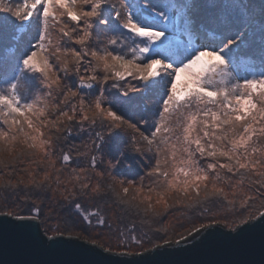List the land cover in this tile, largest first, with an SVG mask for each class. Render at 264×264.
Segmentation results:
<instances>
[{
  "label": "snow or ice",
  "instance_id": "obj_1",
  "mask_svg": "<svg viewBox=\"0 0 264 264\" xmlns=\"http://www.w3.org/2000/svg\"><path fill=\"white\" fill-rule=\"evenodd\" d=\"M199 2L189 0L177 16L158 11L156 0H23L18 7L0 3V32L15 24H27L35 32L19 58L20 75L16 82H9L11 94L0 92V153L15 159L20 143L32 155L43 154L42 159L47 157L48 166L54 167L55 149L49 152L53 140L45 138L44 129L59 132L65 122L82 127L84 122L95 125L99 119L105 132L97 133V148L110 149L109 168L128 152H141L138 138L146 142L145 151L153 153L150 170L139 183L119 182L122 198L129 197L134 188L125 204L137 209L144 205L143 211L154 215L160 214L158 208L167 211L177 204L207 205L199 219L208 223L187 229L176 243L195 238L213 224L235 229L237 224L264 220V211L254 207L259 203L264 208V147L257 146L264 138V47L261 71L240 82L235 74L240 50L248 46L245 35L251 21L243 27L224 25L213 42H193V33L203 28L193 18ZM176 8L173 4L168 11ZM180 18L182 29H178ZM56 24H63L59 31L80 50L58 46L56 54L49 51L50 28ZM69 24L71 29L66 31ZM178 30L188 38V45ZM128 36L135 37L138 45L130 51L117 47L118 40ZM28 73L38 74L40 83L49 89L47 96H36L30 103L23 102L26 98L18 91L21 78ZM126 77L136 79L139 88ZM93 89L95 97L86 100L83 93ZM54 90L58 98L53 104L49 98ZM148 99L155 102L149 135H145L141 126L149 121L137 119L131 109L147 112ZM70 131L68 127L66 134ZM62 161L71 162V157L65 154ZM96 165L93 156L90 166ZM145 177L150 181L146 188ZM49 178L45 171L41 181L33 175L29 183L39 186ZM81 189L89 190L90 184H81ZM99 189L96 184L90 190ZM80 207L75 204L77 210ZM33 208L37 217L41 215ZM103 223L99 221L100 226ZM161 231L168 235L170 230L165 226ZM156 240L170 242L163 236Z\"/></svg>",
  "mask_w": 264,
  "mask_h": 264
},
{
  "label": "rangeland",
  "instance_id": "obj_2",
  "mask_svg": "<svg viewBox=\"0 0 264 264\" xmlns=\"http://www.w3.org/2000/svg\"><path fill=\"white\" fill-rule=\"evenodd\" d=\"M223 5L222 9L225 11L221 12L222 18L226 19L228 16V9L235 14L242 15V26L246 21H251V27H247L249 32L246 30L247 36L245 39L248 41V46L243 47L240 50V56L242 58H246V60L239 61V67L241 66H248L252 64V60L248 57H244V51L246 50H253L261 46H264V1L259 5L257 1L254 0H222ZM228 8V9H226ZM55 10V9H54ZM239 16H235L234 21L240 19ZM182 24H180L178 20V29H182ZM51 31V45L49 46V51L52 54H56V48L59 47H67V46H74L77 50H80V46L76 45L73 41L65 40L50 28ZM178 35H180L181 41L185 44H189V40L186 39V36L182 34V31L178 30ZM194 38H192L193 41ZM133 40V47L139 43L138 41ZM198 41V40H197ZM194 42V41H193ZM138 45V44H137ZM142 46V45H141ZM258 60V57H256ZM86 62V61H85ZM55 71L59 72V68L55 69ZM251 71V70H250ZM261 70H258L254 65V71L249 73H238V70L235 74L237 78H239L240 82L243 81V78H253V73H259ZM20 75V66L15 68L13 73L7 78V80L0 85V92H3L1 89H6L9 91V82H16L17 76ZM71 75V74H70ZM82 75V73H81ZM183 78V77H182ZM72 82V80L70 81ZM18 91L25 96V100L23 102H31L36 96H47L49 89L44 87L42 83L38 80V74L28 73L26 77L21 78ZM11 94V93H10ZM86 100H91L95 97L96 93L95 90H89L83 93ZM58 96L56 95V90L53 91L52 97H50L51 103L57 102ZM62 99V98H61ZM256 97H253V101L255 102ZM73 103H77L73 101ZM259 107V105H258ZM259 119V116L257 117ZM90 124V123H89ZM175 126V125H173ZM65 127V123L61 125L58 135H56V131H50L48 128H45V138H51L53 142L56 139V136H59L60 133L63 132V128ZM85 128V127H83ZM85 134L81 137V140L78 142V148L75 151V158L76 161H71L70 163L73 164L71 172L65 169L63 171L60 169L61 163L58 157L60 150L55 148L54 143L49 146V152L52 153L53 149L54 154L51 155V159L55 161V166L50 167L46 163L47 157H43V154L32 155V151L27 149L26 145L17 143L16 145V152L19 153V156L14 164L9 165L7 169H3L0 167V176H3L4 179L0 180V184L5 183L6 180H11L12 184L20 183V184H30L29 181L35 176L36 180L41 181L44 172L47 171L50 173V178L48 181L51 184V195L49 199L45 201L44 204V211H45V219L41 221L42 228L48 234H57V233H64L70 235H77L80 238L87 239L92 242H96L103 247L115 250V251H124L128 253H136L143 251L145 249L151 248L156 244L163 243L162 241H157L153 244L144 243L143 235H139L136 231H131L129 229L125 230L121 227H118L116 221L119 220L117 211L114 207L110 205H104L98 202L96 198V194L98 191H91V188H94L96 184L100 185L99 191L102 189V180L109 175L112 168H109V161H113V155L111 154L110 150H107V147L103 150H98L97 145H99L100 141L97 139V133L94 134L93 131H89L87 127ZM178 131V129H177ZM76 143V142H75ZM258 147H264V138H262L258 145ZM95 156L97 160V165L95 168L90 166L91 158ZM23 163L25 164L22 167ZM118 164V163H117ZM75 165V166H74ZM20 170L18 171L17 168ZM85 169L84 172H81V169ZM103 172L104 175L100 176L99 173ZM25 175V176H24ZM80 176L81 179L77 180L76 176ZM87 177L88 179H85ZM58 178V179H57ZM234 179H238V177H234ZM21 180L23 182H21ZM43 182V181H42ZM47 182V181H44ZM83 183H89L90 189L89 190H82L81 188L76 187L77 185H81ZM247 185V180L245 181ZM45 185V184H44ZM47 185V183H46ZM118 188L119 194L122 196L121 187L116 185ZM259 187V186H255ZM264 190V189H261ZM81 194V198L87 204V209H82L80 207L79 210L75 208V194ZM134 193V188L130 189L129 197ZM72 194V195H71ZM129 197H121L123 200L128 199ZM34 201L39 200L37 197H33ZM38 202V201H37ZM41 202V200H40ZM0 203L4 204L3 200H0ZM19 199L16 197H12L9 199L5 204L8 205H18ZM74 205V207H72ZM64 208L70 209V212H78L80 216H84L83 218L79 219V224H89L91 236L88 238L85 234L81 233L80 231L72 230L69 233L64 232V228L62 227V217L61 214ZM144 205L138 209L142 211L145 215L153 214L151 212L145 213L143 211ZM186 205H174L167 211L160 210L159 215H157L159 219L163 221L161 223L162 226H167L169 229L173 227L174 230H178L175 234L167 235L166 240H170L171 242H175L179 239L180 234H184L187 229L191 227H198L199 224L204 223L207 224V220H195L190 221V218L187 216L189 213L187 212ZM179 208V209H178ZM262 208L259 211H263ZM9 212L14 214L11 210L3 211ZM24 215H35V214H24ZM154 215V214H153ZM156 216V215H155ZM103 220L104 223L102 226L99 225V221ZM110 222L111 224H108ZM115 222V224L113 223ZM156 222H159L158 220ZM165 222V223H164ZM191 222H195L190 224ZM224 224V223H221ZM226 227H228L225 224ZM63 228V229H62ZM74 232V233H73ZM142 245V246H141Z\"/></svg>",
  "mask_w": 264,
  "mask_h": 264
},
{
  "label": "trees",
  "instance_id": "obj_3",
  "mask_svg": "<svg viewBox=\"0 0 264 264\" xmlns=\"http://www.w3.org/2000/svg\"><path fill=\"white\" fill-rule=\"evenodd\" d=\"M245 1V0H243ZM260 5L264 0H254ZM114 3H120L122 0H113ZM159 4L158 11H166V13L170 16H177L180 6L185 3H188L189 0H156ZM0 3L3 5H11L13 7L22 6L23 0H0ZM175 4L177 6L176 9L172 11H168V8L171 5ZM223 2L222 0H200L197 4L195 11L193 12V18L196 20L197 24L203 25V28L193 33L192 38L193 41H201V42H213L215 41L220 31L222 30L224 25H233L235 27L242 26V15L232 13L228 8V16L226 19L222 18L221 12L225 11L222 9ZM264 5V4H263ZM235 16H239L240 19L234 21ZM180 24L183 23V19H179ZM64 23H67V20L64 19ZM25 24H15L10 25L4 28L2 32H0V85L3 84L7 78L13 73L15 68L19 67V58L20 56L27 51L29 47L30 41L33 39L35 35L34 29L27 25L26 30L22 32L19 31L20 27ZM63 27V24H56L52 26L53 30L59 35V37L68 40L67 37H64L59 29ZM251 27V24L248 26ZM71 29V25H68L67 30ZM249 32V29H246ZM208 31L215 32L216 35L212 36L211 33ZM247 34L245 35V37ZM135 37L128 36L126 38H120L118 40L117 47H122L126 50H131L133 48V40ZM186 39H188L186 37ZM137 41V40H136ZM75 43V41H74ZM138 44V43H137ZM137 44H134L137 46ZM264 46H261V48ZM260 48L257 47L253 50H246L244 51V57H248L252 60V64L248 66H241L238 69V73H251L254 71V65L258 70H261V57H260ZM258 57V60H256ZM90 58V57H86ZM240 60H246V58H242L240 56ZM251 70V71H250ZM82 75L84 73L82 72ZM127 82L132 85H136L139 88V84H137L136 79L132 77H126ZM71 80H68V83ZM111 83V81L109 82ZM121 84L124 85V82L121 81ZM4 94H10V91L6 89H1ZM115 92V90H113ZM56 95L58 96V90H56ZM154 99H148L147 104L149 105V110L147 112H143L142 109L132 108L131 111L136 115L137 119H147L149 121L148 124L141 126V131L145 133V135H149V129L151 128V120H152V108L151 106L154 104ZM90 123V124H89ZM71 127V131L66 134V129ZM93 131L94 134L99 133L101 135L104 134L105 129L101 126V122L98 119L95 125L91 124V122H84L82 127H78L76 124L72 122H65V127L63 128V132L56 136L55 141L53 142L55 148L60 150L61 154H58L60 163L62 164L60 169L66 171L65 169L69 170L66 172H71L73 164L68 162L62 161V156L67 154L71 157V161H76L75 158V151L78 148V142L81 140V137L85 134L87 130ZM56 135L57 132H56ZM59 138V139H57ZM76 142V143H75ZM137 142L141 145V152H128L127 155L112 168L109 175H107L102 180V189L97 192L96 198L99 203L104 205H110L114 207L117 211V215L119 220L116 221L118 227H121L125 230L129 229L131 231L138 232L139 235H143L144 243L150 244L149 238H152V243H156L157 236H163L166 238L167 235L161 231V229L165 226H162L161 223L163 221L158 216L150 214L145 215L142 211L138 210L135 207H130L129 205L124 203V200L121 198V194H119L117 190V186L121 187L120 181H128V180H136L139 183V178L144 175L146 171L150 170V166L152 164V155L151 152H146V142L137 139ZM155 147V146H153ZM56 150V149H55ZM107 150H110L107 148ZM25 164L23 163L22 167ZM75 166V165H74ZM17 168V167H16ZM4 169V168H3ZM5 170V169H4ZM18 171H20L17 168ZM25 176V175H24ZM39 181V180H38ZM47 183V185H46ZM145 188L150 183L149 179L145 177ZM45 184V185H44ZM124 186H127L125 184ZM76 187L81 188V185H77ZM84 191V190H83ZM51 184L47 180V182H41L39 186L37 184L30 183L29 185L26 184H0V200L4 201V204L0 203V212L11 210L16 215H24V214H35V210L33 206L38 208L41 212V215L38 217L42 220L45 219V211L43 209L45 201L49 199L51 195ZM72 195V194H71ZM81 194H75L74 203H79L82 209H87V204L85 201L82 200ZM12 197H16L19 199L18 205H8L5 204L9 199ZM33 197L39 198V200L34 201ZM41 200V202H40ZM74 207V205H72ZM207 205H198L194 207H185L187 208V215L190 218V221L199 220L202 221L203 219H199L201 213L204 211ZM255 208H262L257 203ZM61 214L62 217V228L64 232L69 233L72 230L80 231L81 233L85 234L88 238L91 236L89 224L85 222V224H79V219L83 218L84 216H80L78 212H70V209L64 208ZM179 209V208H178ZM159 222H156V221ZM115 224V222H113ZM165 223V222H164ZM195 222H191L190 224L193 225ZM108 224H111L108 222ZM169 234H175L178 230H174L173 227L169 229ZM74 233V232H73Z\"/></svg>",
  "mask_w": 264,
  "mask_h": 264
},
{
  "label": "water",
  "instance_id": "obj_4",
  "mask_svg": "<svg viewBox=\"0 0 264 264\" xmlns=\"http://www.w3.org/2000/svg\"><path fill=\"white\" fill-rule=\"evenodd\" d=\"M8 213L0 212V264H264V220L235 229L217 223L186 242L128 253L77 235L48 234L36 215Z\"/></svg>",
  "mask_w": 264,
  "mask_h": 264
},
{
  "label": "clouds",
  "instance_id": "obj_5",
  "mask_svg": "<svg viewBox=\"0 0 264 264\" xmlns=\"http://www.w3.org/2000/svg\"><path fill=\"white\" fill-rule=\"evenodd\" d=\"M19 156L17 153L15 159H9L7 152L0 153V167L7 169L9 165L14 164Z\"/></svg>",
  "mask_w": 264,
  "mask_h": 264
}]
</instances>
